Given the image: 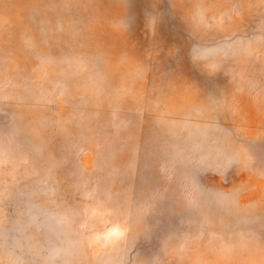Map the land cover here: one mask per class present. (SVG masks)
<instances>
[{
	"label": "rangeland",
	"instance_id": "1",
	"mask_svg": "<svg viewBox=\"0 0 264 264\" xmlns=\"http://www.w3.org/2000/svg\"><path fill=\"white\" fill-rule=\"evenodd\" d=\"M0 264H264V0H0Z\"/></svg>",
	"mask_w": 264,
	"mask_h": 264
}]
</instances>
